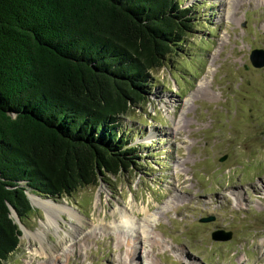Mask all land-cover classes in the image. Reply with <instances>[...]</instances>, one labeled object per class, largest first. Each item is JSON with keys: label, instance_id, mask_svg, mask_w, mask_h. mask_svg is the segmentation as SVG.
Here are the masks:
<instances>
[{"label": "rangeland", "instance_id": "374dc122", "mask_svg": "<svg viewBox=\"0 0 264 264\" xmlns=\"http://www.w3.org/2000/svg\"><path fill=\"white\" fill-rule=\"evenodd\" d=\"M176 1L192 32L151 73L148 100L121 117L136 165L69 197L29 191L71 210L31 205L1 264H264V67L249 61L264 51V3ZM143 207L155 214L145 228ZM119 210L139 219L120 225Z\"/></svg>", "mask_w": 264, "mask_h": 264}, {"label": "trees", "instance_id": "16d2710c", "mask_svg": "<svg viewBox=\"0 0 264 264\" xmlns=\"http://www.w3.org/2000/svg\"><path fill=\"white\" fill-rule=\"evenodd\" d=\"M176 0H0V264L31 192L51 199L126 172L121 117L192 32Z\"/></svg>", "mask_w": 264, "mask_h": 264}, {"label": "bare ground", "instance_id": "6f19581e", "mask_svg": "<svg viewBox=\"0 0 264 264\" xmlns=\"http://www.w3.org/2000/svg\"><path fill=\"white\" fill-rule=\"evenodd\" d=\"M258 2L259 3H264V0H258ZM201 89H203V88H201ZM201 94L202 95H204V94H206V92L203 90V91H201ZM254 192L256 193V191L254 190ZM241 193L240 192H237V191H234V192H230L229 193V196H239ZM30 197V200H31V203H32V205L34 206V207H42L43 209H44V211H45V213H48V209H50V208H60V210L61 211H63V212H66V211H70L69 209H64L63 207H60V206H58V207H54V206H52V204L51 203H49V202H45V201H43V200H41V198H39V197H37V196H34V195H31V196H29ZM179 200V197H176L175 198V201H178ZM233 203H234V205L236 206V202H234L233 201ZM165 204H167V202H164V207L162 206V207H158L157 208V210H159L160 212H161V216H166V213H167V211H166V209H164L165 208ZM234 206V207H235ZM130 211V210H129ZM133 211V210H132ZM137 212V211H136ZM138 212H143L144 213V220H145V223H143L144 224V228H145V226H146V222H151L150 220L148 221L147 220V218H149V217H151V215H152V217L155 215V214H150L149 212H150V209H148V208H144L143 207V209L142 208H140L139 210H138ZM119 218H120V221L121 222H119V224L120 225H123V226H125V227H128L127 226V224L129 225V227L130 226H133V224H134V219H139V215H130L127 211H121V210H119ZM69 214V213H68ZM70 214H71V212H70ZM142 216V215H141ZM136 217V218H135ZM165 218V217H164ZM136 219V220H137ZM142 221V220H141ZM54 221L52 220V217L51 216H47V223L49 224V225H52V223H53ZM133 223V224H132ZM136 224V223H135ZM113 225H115V223L113 224ZM120 225H118L117 224V226L116 227H120ZM143 228V229H144ZM129 229H131V228H129ZM133 229V228H132ZM155 231V230H154ZM145 234H144V236H145V240H152V241H154L155 240V238L154 237H151L150 236V234H152V233H150V234H148L146 231H143ZM38 234H41V232H39ZM37 234V235H38ZM34 236V235H33ZM36 236V235H35ZM139 239V238H138ZM139 241V240H138ZM163 247V246H162ZM133 252L134 251H132V254H133Z\"/></svg>", "mask_w": 264, "mask_h": 264}, {"label": "water", "instance_id": "95a60500", "mask_svg": "<svg viewBox=\"0 0 264 264\" xmlns=\"http://www.w3.org/2000/svg\"><path fill=\"white\" fill-rule=\"evenodd\" d=\"M249 61H250V63H251L253 68L259 69V68L264 67V51L263 50H259V49L252 50L251 53H250V56H249ZM224 160H225V158H223L221 161H224ZM29 196H30L29 192H26V197H27L30 205H32ZM47 198H49V197H47ZM9 209H10V212H11V218L13 219L14 223L18 226V229L21 232L22 231V227H23L22 223L20 222L19 218L17 217L14 209L12 207H9ZM211 220H212V218L203 219V220H201V222H209ZM211 238H212L213 241H227V240L230 239V234L228 233L224 237H220V235L216 232V233H213L211 235Z\"/></svg>", "mask_w": 264, "mask_h": 264}]
</instances>
